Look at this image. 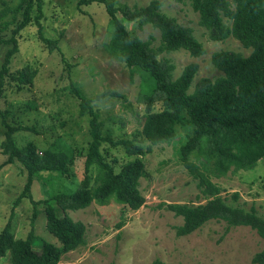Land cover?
Instances as JSON below:
<instances>
[{
	"label": "trees",
	"instance_id": "trees-1",
	"mask_svg": "<svg viewBox=\"0 0 264 264\" xmlns=\"http://www.w3.org/2000/svg\"><path fill=\"white\" fill-rule=\"evenodd\" d=\"M91 1L102 3L108 16L104 50L114 60L143 75L140 99L144 113L140 131L130 138L114 137L99 119L95 101L104 96L124 100V95L106 89L86 96L70 81L69 92L78 101L77 114L87 122L83 174L75 181L74 148L64 138L57 136L42 149L32 141L20 145L14 132L28 127L7 124L0 110L1 123L5 126L0 141L1 153L6 156L4 162H16L25 172L19 196L27 192L31 181L42 173L46 174L48 183L58 179L56 181L63 186L33 201L43 205L44 229L55 242L40 238L35 247L37 239L32 228L20 238L13 235L6 223L0 229V258L7 256L10 264H56L64 253L84 243V224L73 220L67 210L82 209L91 202L105 205L110 200L127 209H137L144 200L138 190V180L144 174L140 156L150 152L153 145L172 141L177 127L184 131L183 140L176 149L179 162L194 180L204 202L160 203L174 216L181 217V223L174 227L175 235H187L209 220H222L225 231L234 226H248L264 240V218L252 206L244 208L235 203L236 191L230 194L234 203L228 202L210 180L211 176L220 177L227 171L247 170L257 162L264 163V0H189L191 9L197 13L198 23L206 29L210 40L220 41L232 36L249 49L247 55L232 50L212 52L210 63L220 75L213 79L198 78L191 90L197 64H185L173 77L174 65L159 57L162 52L179 49L192 57L202 55L204 48L190 27L162 13L159 0L132 7L115 6L112 0H77L76 4ZM42 2L18 0L11 8L12 20L16 14H20V20L7 40L11 46L0 62V92L10 58L17 50L16 34L30 21L36 24L39 40L46 49L49 52L58 49L57 40L42 35L38 21ZM6 10L2 9L0 16ZM125 23L137 28L148 24L158 31L159 43L153 46L151 35L140 39ZM35 74L36 69L25 64L13 70V82L19 87L30 85ZM137 136L141 138L136 139ZM102 144L106 145L104 150L121 148L129 159L115 170L112 163L116 158L107 160L101 151ZM91 168H94L93 175L89 173ZM261 180L264 182V172ZM250 261L264 264V245ZM152 264L159 262L155 260Z\"/></svg>",
	"mask_w": 264,
	"mask_h": 264
},
{
	"label": "rangeland",
	"instance_id": "rangeland-1",
	"mask_svg": "<svg viewBox=\"0 0 264 264\" xmlns=\"http://www.w3.org/2000/svg\"><path fill=\"white\" fill-rule=\"evenodd\" d=\"M17 1L0 0V11L7 9L0 16V62L5 50L11 46L7 40L20 20V14L12 20L11 8ZM76 1L43 0L38 20L41 32L43 36L57 40L58 49L49 52L39 40L36 24L30 21L16 34L17 50L10 58L0 92L4 122L28 127L14 132L18 144L32 141L42 149L61 136L74 148L75 181L83 174L87 122L77 114L78 101L69 92L70 81L86 96L106 89L124 95V100L104 96L93 103L99 119L114 137L130 138L139 132L144 113L140 99L142 73L114 60L103 48L108 34V16L103 4L91 1L77 5ZM112 1L115 6L132 7L145 5L149 0ZM159 1L160 11L190 27L204 48V53L198 57H192L182 49L159 54L174 65L173 77L185 64H197L189 90L200 77L213 79L220 75L210 63L212 52L249 53V49L242 47L232 36L220 41L210 40L206 29L198 23L197 13L191 9L189 0ZM5 22H8L6 26ZM125 26L142 40L151 35L153 46L159 43L158 31L148 24L141 28L131 23H125ZM25 64L36 69V74L30 85L19 87L13 82V70ZM4 129L0 118V141ZM183 133L177 127L172 141L153 145L150 152L140 156L144 174L138 180V190L144 200L137 209H127L110 200L105 205L91 202L82 209L67 210L73 220L84 224V243L64 253L56 264H152L155 260L159 264H255L250 259L261 250L264 240L248 226H234L225 231L224 221L209 220L187 235H175L174 227L181 223V217L174 216L160 203L204 202L194 180L178 159L176 149L183 140ZM104 147L106 145L102 144L101 151L107 160L116 158L112 163L115 170L129 159L121 148L104 150ZM5 159L0 150V229L9 223L13 235L23 238L32 228L37 239L35 247L40 238L55 242L44 229L43 205L33 201L45 198L53 189L62 188L61 182L54 179L50 184L45 181L46 174L42 173L31 181L29 190L19 196L25 183V172L18 163H5ZM263 172L264 163L257 162L251 169L227 171L220 177L211 176L210 180L220 188L219 194L228 202H232L230 194L236 191L235 203L244 208L252 206L264 218ZM89 173L93 175L94 168ZM0 264H10L8 257L0 258Z\"/></svg>",
	"mask_w": 264,
	"mask_h": 264
}]
</instances>
